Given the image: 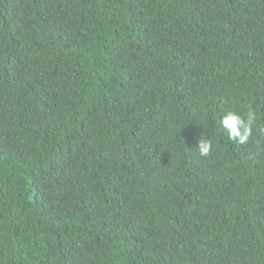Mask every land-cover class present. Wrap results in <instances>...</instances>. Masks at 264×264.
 <instances>
[{"label": "trees", "instance_id": "trees-1", "mask_svg": "<svg viewBox=\"0 0 264 264\" xmlns=\"http://www.w3.org/2000/svg\"><path fill=\"white\" fill-rule=\"evenodd\" d=\"M0 264H264V0H0Z\"/></svg>", "mask_w": 264, "mask_h": 264}, {"label": "clouds", "instance_id": "clouds-1", "mask_svg": "<svg viewBox=\"0 0 264 264\" xmlns=\"http://www.w3.org/2000/svg\"><path fill=\"white\" fill-rule=\"evenodd\" d=\"M255 120V112L249 108L246 116L235 111H228L221 116L219 123L221 128L227 132L229 139L243 145L248 142ZM197 148L201 156L207 157L212 151V144L208 140L199 139Z\"/></svg>", "mask_w": 264, "mask_h": 264}]
</instances>
